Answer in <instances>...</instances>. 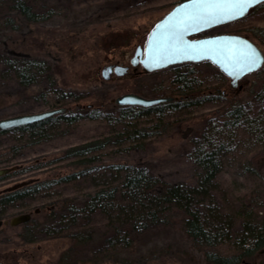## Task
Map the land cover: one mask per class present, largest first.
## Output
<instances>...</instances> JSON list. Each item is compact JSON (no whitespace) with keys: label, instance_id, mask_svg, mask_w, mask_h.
<instances>
[{"label":"rangeland","instance_id":"374dc122","mask_svg":"<svg viewBox=\"0 0 264 264\" xmlns=\"http://www.w3.org/2000/svg\"><path fill=\"white\" fill-rule=\"evenodd\" d=\"M26 1L46 18L29 20L12 7L11 0H0V54L44 60L49 71L40 81L23 85L14 71L7 72L2 65L0 118L58 107H65L67 114L84 116L48 128L46 137L16 130L0 133V168L21 169L0 176V193L32 181L77 175L38 194L0 205V264H210L205 255L209 248L189 236L183 225L185 216L176 208L161 221L141 228H134L120 208L111 212L79 209L98 188L118 183L119 175L108 167L114 164L143 166L165 182L193 187L200 173L194 159L197 145L211 141L226 145L213 190L218 209L233 215L237 230L243 203L258 221L264 212V129L259 131L257 124L261 121L264 128L261 74L251 72L241 78L240 88L233 87L229 77L215 79L219 69L214 64L196 62L201 75L212 79L202 87L204 92L213 89L217 97L213 102L167 109L161 115L134 121L118 120L119 105L114 99L124 93L180 97L171 80L174 68L183 63L136 78L108 80L102 76L104 65L123 60L137 45H144L156 23L179 0ZM259 27L264 28V17L247 15L202 34L240 33L264 49V31ZM49 73L55 88L72 95L57 98L50 94ZM236 101L243 104L250 120L229 127L224 124V114ZM94 110L112 119L88 117ZM133 127L149 136L136 142L119 136ZM107 137L109 143L93 152L95 161L67 155L72 147ZM28 212H32L29 221L11 224L12 217ZM119 230L129 232L131 245L116 242ZM214 249L222 254L237 251L225 244ZM242 264H264V249L244 257Z\"/></svg>","mask_w":264,"mask_h":264},{"label":"trees","instance_id":"16d2710c","mask_svg":"<svg viewBox=\"0 0 264 264\" xmlns=\"http://www.w3.org/2000/svg\"><path fill=\"white\" fill-rule=\"evenodd\" d=\"M11 1L13 3L12 7L20 10L29 20L36 21L46 18L45 13L34 11L26 0ZM2 65L6 66L7 72L14 71L23 85L40 81L47 75L48 70V66L44 60L24 57L17 58L6 54H0V69ZM174 69L171 83L175 90L181 93V97L173 101L161 102L147 107L118 104L119 114L115 119L134 121L142 116H151L154 113L161 115L167 109L178 110L183 107L202 106L207 102H213L217 98L214 96L211 87H208L207 91H203L202 86H205V83L212 79L210 80L201 75V72L196 68V63H184L182 67ZM255 72L261 74L264 83V65ZM49 77L51 79L50 94L57 96V98H65L72 95V93H66L59 88H55V81L50 73ZM225 78L227 76L220 70L215 76L217 81L224 80ZM217 89L220 92L219 87ZM259 94L260 96H264V88ZM65 110L29 124L0 130V133L16 130L22 133L30 132L39 137H46L48 128L60 122L71 124L84 116L80 113L70 115ZM88 117L112 119L100 110L92 111L88 114ZM224 118V124L229 127L237 126L242 122H249L250 120L243 104L237 101L228 105ZM257 124L261 126L258 130L262 131L264 129L261 125L262 122L258 121ZM146 133L143 129L133 127L132 129L127 128L119 136H127L136 142L149 136ZM109 140L110 138L107 137L101 141L98 140L72 147L67 151V155L89 157L83 162L95 161L97 157L93 155V152L103 148L109 143ZM207 144H198L194 153V159L200 168V173L198 182L193 187L165 182L159 177L151 175L143 166L114 164L108 167H112V171L119 175L117 178L119 180L117 181L118 183L98 188L94 193L89 195L87 199L88 204L79 210L89 208L90 211H94L103 208L111 212L116 210V208H120V212H124L126 219L129 223H132L134 228H141L161 221L163 216H166V212L176 208L182 211L185 216L183 225L189 236L197 244L209 248L205 252V255L210 264H242L244 257L252 256L264 249V212L257 221L255 217L253 218L251 212L246 210V206L243 203L241 211L238 214L243 219L241 221V228L237 230L234 228L235 221L233 220V215L227 216L218 209L213 190L217 175L222 169L221 155L226 149V145L223 142L217 144L211 143V141L207 142ZM16 169H13L11 172L17 173L21 170L16 171ZM7 174L2 176H6ZM76 176L75 173L62 177L57 181H32L14 190L5 191L0 194V205L7 206L20 198L35 195L45 189H49L55 182L70 181L76 178ZM49 230L52 231L54 228H49ZM128 233L127 231L123 233L119 230L117 232L119 238H117L116 242L123 241L125 245H131L132 239ZM221 244L233 245L237 248V251L231 254H222L214 249V247H218Z\"/></svg>","mask_w":264,"mask_h":264},{"label":"water","instance_id":"95a60500","mask_svg":"<svg viewBox=\"0 0 264 264\" xmlns=\"http://www.w3.org/2000/svg\"><path fill=\"white\" fill-rule=\"evenodd\" d=\"M189 2L190 0H184L176 4L170 11L165 14L163 18H161L156 23V25L150 31L147 41L145 43V47L142 48L140 44L137 46L135 56L140 57L143 69L146 72H152L171 65L185 62L209 61L214 64L227 77H229L231 85L233 87H236L238 86L239 80H241V78L251 72L259 70L264 65V49L246 35L240 33L226 32L195 37V35L205 30L244 17L249 12V10L256 4L248 7L245 13L238 19H229L228 17H224V20L227 22L217 21L213 24L204 25L199 29H195L193 31L185 33L184 40L191 44L197 45V47L201 50L200 54L195 55L192 58L174 54L171 50V45L169 44L167 39L168 33L166 32V28L182 12V6L188 4ZM197 42L201 43L197 44ZM217 49L230 50L233 53L255 51L259 58V62L256 67L249 70L243 65L242 62L238 60V58H234L233 56L220 55L216 51ZM107 68H104L102 71V76L104 78H108V75L106 74ZM240 87L241 84L239 85V88ZM171 99L172 97L164 96L148 98L137 93L128 92L116 97L114 101L119 105H138L147 107L163 101H169ZM64 109V107H58L35 113H24L0 118V130L29 124L54 115L56 113H60L64 111ZM13 169L15 168H0V176L5 175ZM29 218V213H21L12 217L10 222L12 225H15L21 222H26ZM1 223L2 222L0 221V225Z\"/></svg>","mask_w":264,"mask_h":264},{"label":"snow or ice","instance_id":"6c2138e0","mask_svg":"<svg viewBox=\"0 0 264 264\" xmlns=\"http://www.w3.org/2000/svg\"><path fill=\"white\" fill-rule=\"evenodd\" d=\"M264 0H190L182 6V12L167 26V39L174 54L189 58L200 54L197 45L184 40L185 33L199 29L217 21L227 22L224 17L238 19L246 9ZM201 42H197L199 44ZM207 43V42H205ZM220 55L238 58L249 70L257 66L259 58L255 51L233 53L230 50L217 49Z\"/></svg>","mask_w":264,"mask_h":264},{"label":"flooded vegetation","instance_id":"af4514ba","mask_svg":"<svg viewBox=\"0 0 264 264\" xmlns=\"http://www.w3.org/2000/svg\"><path fill=\"white\" fill-rule=\"evenodd\" d=\"M182 1H184V0H179L178 2H176V4H178V3L182 2ZM247 15H250L251 17H253V19H257V18H259V16L260 17H264V2L258 3L255 6H253L245 16H247ZM244 17H242V18H244ZM242 18H240V19H242ZM240 19H238V20H240ZM215 27H217V26H215ZM210 29H212V28H210ZM210 29L205 30V31L195 35V37H200V36H205V35H212V34H202L204 32L206 33ZM259 30H263L264 31V28L263 27H259ZM141 46H142V48H144L145 44L141 45ZM136 49H137V47H136ZM136 49L134 50L133 54L126 56L125 59H123V60H119V59L112 60L109 63H107L106 65H104L103 69L108 67L107 68V72H106V74L108 75V78H106V79L109 80V79H114V78L116 79V78H123V77L124 78H136L137 76H141V75H143L145 73H150V72H146L143 69V65L141 63L140 57L139 56H135ZM185 63H190V62H185ZM239 82H240V80H239ZM239 85L240 84H238V87H239ZM133 93H135V92H133ZM176 99L172 97V99L169 100V101H173V100H176ZM163 102H167V101H163ZM157 104H159V103H157ZM157 104H154V105H157ZM6 191H10V190H6ZM3 192H5V191H3ZM3 192H1V193H3ZM38 211L39 210H36V212H38ZM28 213L30 214V218L27 221H29L31 219V217H32V212H28ZM0 221L3 223V220L0 219Z\"/></svg>","mask_w":264,"mask_h":264},{"label":"bare ground","instance_id":"6f19581e","mask_svg":"<svg viewBox=\"0 0 264 264\" xmlns=\"http://www.w3.org/2000/svg\"><path fill=\"white\" fill-rule=\"evenodd\" d=\"M65 108V107H64ZM65 110V109H64Z\"/></svg>","mask_w":264,"mask_h":264}]
</instances>
